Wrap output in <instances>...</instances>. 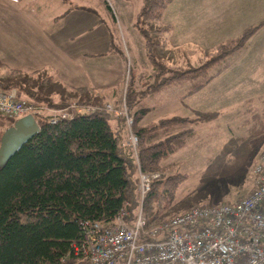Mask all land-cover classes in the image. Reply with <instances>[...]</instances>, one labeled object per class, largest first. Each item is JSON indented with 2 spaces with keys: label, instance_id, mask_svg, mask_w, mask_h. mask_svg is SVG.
I'll return each mask as SVG.
<instances>
[{
  "label": "trees",
  "instance_id": "16d2710c",
  "mask_svg": "<svg viewBox=\"0 0 264 264\" xmlns=\"http://www.w3.org/2000/svg\"><path fill=\"white\" fill-rule=\"evenodd\" d=\"M170 1L142 0L134 27L143 40L145 56L152 63L147 77H162L154 90L176 85L180 90L177 98H184L219 73L227 65L228 56L245 47L247 36L256 27L203 50V59L197 66L170 71L158 58L169 39L170 26L161 21V12ZM56 86L69 97L63 98V94L54 98ZM0 91L12 92L39 110L34 114L37 132L0 167V264H89L74 249L82 244V222L109 223L124 210V220L130 225L140 207L148 227L194 205L232 203L245 194L233 200L224 199L217 192L205 190L202 183L182 190L187 174L172 172L165 163L187 141L197 139L202 143L212 139V135H203L199 129L211 120L212 113L138 126L142 109H137L132 113L133 133L138 140L136 162L127 145L124 117H115L103 109L101 96L88 89L66 86L45 69L23 71L0 62ZM130 95L131 92L127 99L132 108L138 101L133 103ZM74 99L81 105L101 109L49 121L47 108L62 109ZM252 115L258 117L263 127L256 135L259 140L264 136V109ZM9 120L0 115V134L12 123ZM178 128L181 130L176 131ZM136 163L144 173L160 174L151 180L141 201L137 194Z\"/></svg>",
  "mask_w": 264,
  "mask_h": 264
},
{
  "label": "rangeland",
  "instance_id": "374dc122",
  "mask_svg": "<svg viewBox=\"0 0 264 264\" xmlns=\"http://www.w3.org/2000/svg\"><path fill=\"white\" fill-rule=\"evenodd\" d=\"M76 1L82 3L83 7L84 4L92 7L95 11L93 16L87 15L86 9L75 8L65 18L64 15L57 17L66 6L64 0H22L21 3L35 5L32 14L39 19V16L44 17L41 18V27L49 36L53 37L52 31L55 29L61 34L74 30L73 40L66 41V44H73L77 50L86 51L88 45L96 43L98 39L99 49L96 50L97 54L95 52L93 62H99L102 70L100 85L105 87L113 82L115 84L113 89L95 95L101 96L102 106L113 107L108 111L113 116L131 118L130 123L125 124L128 137L135 139V147L138 140L133 133L132 113L139 108L142 113L137 121L138 126L172 117H192L196 113L214 114L211 120L199 127L203 135H212V139L202 143L197 139L187 141L184 147L169 155L165 163L172 172L187 174L188 178L180 187L182 190L202 183L201 186L207 188L205 190L211 194L217 192L218 197L224 199L233 200L243 192L245 196L252 185V165L264 148V136L259 140V136H256L263 127L258 117L252 115L264 109V0H222L227 4L226 8L217 11L225 18L220 22L225 30L202 44L187 38L181 40L178 47L173 46V36L178 34L179 29L174 31V27H170L166 49L158 57L170 71L197 66L203 59V50L212 49L229 38L239 36L244 30L256 27L247 36L245 47L228 56L227 65L219 73L184 98H177L180 90L176 85L155 91L162 77H147L153 69L152 63L145 56L143 40L134 27L142 0H96L98 9L97 3H92V6L87 0ZM173 6L171 1L162 10L161 21L164 24L172 23ZM53 15L57 17L55 22L51 18ZM72 15L80 18L82 24L72 26ZM97 16L101 20L100 25L91 26V19L95 20ZM212 25L214 28L213 21ZM106 29L111 43H107L103 37L102 32H105L109 39ZM60 44L63 45V42ZM86 57L79 60L87 62ZM53 89L56 91L52 95L54 98L58 99V95L62 97L63 94V98L69 97L58 86ZM130 92L133 103L135 99L138 101L132 108L127 99ZM116 101L117 105L113 106ZM74 103L79 102L70 100L64 106ZM159 135L164 137L162 133Z\"/></svg>",
  "mask_w": 264,
  "mask_h": 264
},
{
  "label": "built area",
  "instance_id": "2783aa9c",
  "mask_svg": "<svg viewBox=\"0 0 264 264\" xmlns=\"http://www.w3.org/2000/svg\"><path fill=\"white\" fill-rule=\"evenodd\" d=\"M111 107L105 105L103 109L110 111ZM98 109L74 103L62 109L47 108L46 112L49 121L54 122ZM38 111L31 102L0 91V115L15 120L26 114L34 117ZM123 117L130 123L131 118ZM134 141L131 136L127 138L137 162ZM136 167L141 201L151 180L160 174L144 173L137 163ZM251 184L250 191L237 201L194 205L148 227L140 207L130 225L124 220V210L109 223L82 222V244L74 249L89 264H264V148L252 165Z\"/></svg>",
  "mask_w": 264,
  "mask_h": 264
},
{
  "label": "crops",
  "instance_id": "0c3cea01",
  "mask_svg": "<svg viewBox=\"0 0 264 264\" xmlns=\"http://www.w3.org/2000/svg\"><path fill=\"white\" fill-rule=\"evenodd\" d=\"M21 1L0 0L1 63L10 68L23 71L45 69L55 75L64 85L86 88L93 94L101 95V92L113 89L114 82L101 87L100 74L102 70L99 62H93L95 52L97 54L96 50L99 49L98 39L96 43L92 42L88 45L90 51L88 49L86 51L77 50L73 44H66V41L73 40L74 30H68L61 34L55 29L52 31L53 37L49 36L47 31L41 27V18L44 17L39 16V19L32 14V11L35 10L33 8L35 5H25ZM64 1H66V6L63 13L57 15V17L64 15L65 18L75 8L88 10L87 15L89 16H93V13H95L94 9L89 5L84 4L83 7V4H78L76 0ZM89 1L87 0L92 6L94 5L92 3H97L96 0ZM171 1L174 4L172 8L173 17L172 23L168 25L171 28L173 26L174 31L179 29L178 34L173 36L171 42L173 46L178 47L180 41L187 38L193 39L195 43L202 44V42L209 40L212 36H218L225 30L220 24L225 18L217 11L226 8L227 4L223 3L222 0ZM96 6L98 9V3ZM57 17L53 15L51 17L52 21L55 22ZM70 20L72 26L82 24L80 18H76L73 15ZM212 21L215 25L214 28ZM100 22L101 20L97 16L95 20L91 19L90 25H100ZM102 33L107 43H111L108 30L109 39L105 32ZM60 42H63V45ZM85 56H87V62L79 60ZM107 101L110 103L109 100ZM116 105L117 101L113 106Z\"/></svg>",
  "mask_w": 264,
  "mask_h": 264
},
{
  "label": "water",
  "instance_id": "95a60500",
  "mask_svg": "<svg viewBox=\"0 0 264 264\" xmlns=\"http://www.w3.org/2000/svg\"><path fill=\"white\" fill-rule=\"evenodd\" d=\"M38 130L31 114L12 121L0 134V167Z\"/></svg>",
  "mask_w": 264,
  "mask_h": 264
}]
</instances>
